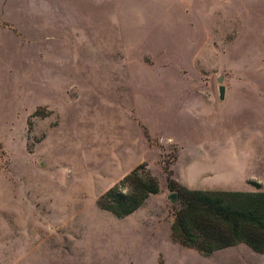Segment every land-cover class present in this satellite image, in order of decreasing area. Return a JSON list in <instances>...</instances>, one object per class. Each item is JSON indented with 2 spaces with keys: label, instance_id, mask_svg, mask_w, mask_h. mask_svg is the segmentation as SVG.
<instances>
[{
  "label": "rangeland",
  "instance_id": "obj_1",
  "mask_svg": "<svg viewBox=\"0 0 264 264\" xmlns=\"http://www.w3.org/2000/svg\"><path fill=\"white\" fill-rule=\"evenodd\" d=\"M138 164L158 192L99 209ZM167 176L264 191V0H0V264H264L172 240Z\"/></svg>",
  "mask_w": 264,
  "mask_h": 264
},
{
  "label": "trees",
  "instance_id": "obj_2",
  "mask_svg": "<svg viewBox=\"0 0 264 264\" xmlns=\"http://www.w3.org/2000/svg\"><path fill=\"white\" fill-rule=\"evenodd\" d=\"M166 171V169H165ZM177 194L178 207L170 224V237L202 255L237 244L264 252V191L190 189L166 177ZM158 182L143 164L134 166L96 199V206L116 218L139 208Z\"/></svg>",
  "mask_w": 264,
  "mask_h": 264
},
{
  "label": "water",
  "instance_id": "obj_3",
  "mask_svg": "<svg viewBox=\"0 0 264 264\" xmlns=\"http://www.w3.org/2000/svg\"><path fill=\"white\" fill-rule=\"evenodd\" d=\"M222 80V76H218L216 81L219 83L217 90H218V98L221 100L223 98V92H224V87L223 85L220 84ZM168 199L170 200V202L172 203H177L178 199H177V194L175 192H171L168 194Z\"/></svg>",
  "mask_w": 264,
  "mask_h": 264
},
{
  "label": "crops",
  "instance_id": "obj_4",
  "mask_svg": "<svg viewBox=\"0 0 264 264\" xmlns=\"http://www.w3.org/2000/svg\"><path fill=\"white\" fill-rule=\"evenodd\" d=\"M187 187V186H186ZM218 251V250H217Z\"/></svg>",
  "mask_w": 264,
  "mask_h": 264
}]
</instances>
